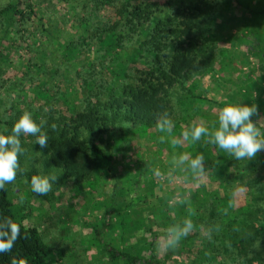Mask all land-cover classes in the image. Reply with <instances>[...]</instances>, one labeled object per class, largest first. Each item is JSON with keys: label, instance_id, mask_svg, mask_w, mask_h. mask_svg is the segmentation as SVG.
I'll list each match as a JSON object with an SVG mask.
<instances>
[{"label": "trees", "instance_id": "trees-1", "mask_svg": "<svg viewBox=\"0 0 264 264\" xmlns=\"http://www.w3.org/2000/svg\"><path fill=\"white\" fill-rule=\"evenodd\" d=\"M119 1L117 19L100 35L102 60L96 53L87 58L85 75L78 74L72 89L57 87L55 96L40 92L41 99H57L41 118L34 117L38 124L46 121L42 130L48 147L41 149L35 137L21 135V170L29 168L30 182L33 175H56L58 186L70 180L114 182L111 195L97 204L103 216L83 217L97 249L95 264H264V151L252 160L237 161L207 143L208 137L173 148L159 142L156 128L157 114L165 111L174 121L176 137L195 119H204L209 128L218 126L204 113L208 103L218 109L227 103H255L259 117L253 121L264 118V0ZM234 6L239 16L233 14ZM18 14L23 16L14 4L0 10L12 21ZM87 25L83 23L82 36L89 31ZM223 27L231 30L226 48L215 40ZM83 44L88 46L86 38ZM77 49L75 44L65 49L67 61ZM237 52L244 59L239 70L229 65L239 71L230 81L232 92L217 100L209 88L198 90L196 78L214 70L220 56L226 60ZM108 70L107 81L103 71ZM20 114L6 117L1 134H11ZM132 149H138L139 161L130 167L127 151ZM182 153L192 158L202 154L206 174L193 178L177 170L169 176L172 157ZM174 177L192 185H180L179 199L177 186L171 185ZM203 177L218 189H204ZM21 211L6 184L0 190V218L13 219L21 231L12 251L0 253V264H12L13 258L47 264L53 250L39 229L24 224ZM185 218L193 221L194 231L161 256L158 242L166 229Z\"/></svg>", "mask_w": 264, "mask_h": 264}, {"label": "rangeland", "instance_id": "rangeland-1", "mask_svg": "<svg viewBox=\"0 0 264 264\" xmlns=\"http://www.w3.org/2000/svg\"><path fill=\"white\" fill-rule=\"evenodd\" d=\"M143 1L161 3L166 0ZM12 4L18 6L23 16L18 14L12 21L10 17L0 15V134L6 117L15 118L17 113L28 111L33 119L41 118L50 104L54 105L57 99H41V91L47 90L51 96H55L59 90L57 87L62 90L66 87L72 89L77 84L78 74L81 72V76L85 75L82 68L85 60L104 54L98 50L101 45L98 44L100 35L117 19L120 1L0 0V10ZM232 12L238 16L241 14L235 6ZM84 22L88 24L89 31L82 36ZM219 31L220 35L215 36V40L219 47L226 48L225 36L231 30L223 27ZM85 38L88 46L83 44ZM72 44L77 45L78 49L74 58L67 61L69 57L64 56L65 49ZM244 56L246 57L245 54ZM230 57L224 60L220 56L214 70L206 73L203 78L195 79L198 90L209 88V94L217 100H222L225 92L234 90L230 81L236 79L239 71L233 72L229 65L233 64L239 70L244 58L239 52L232 53ZM136 66L142 67L139 64ZM109 74V70L103 71V77L107 81ZM8 104L14 110H10ZM218 111L215 104L208 103L204 107V113L212 121L217 120ZM201 122L205 125L204 119H195V123ZM185 145L186 141L182 143L183 147ZM137 150L127 151L130 167L139 161L136 158ZM119 155L117 159L122 160L121 154ZM28 170L26 166L24 170L18 171L16 180L9 184L11 198L21 208V214L25 216L24 224L39 229L42 240L52 248L54 254L49 257L47 264H95L97 249L92 245V230L84 224L83 217H99L103 214L97 204L111 195L114 182L106 178L104 180L107 181L103 180L96 185L83 180H70L64 186L54 183L47 196H37L31 191L30 181L26 177ZM159 179L160 176L157 180ZM209 183L204 178L201 184L204 189L208 186L213 190L218 189V184ZM171 185L177 186L176 199L180 198V185L192 186L177 177L172 179ZM91 221V224L96 223L95 219ZM165 254L166 251L160 248V255ZM175 259L183 261L182 257H174L173 260Z\"/></svg>", "mask_w": 264, "mask_h": 264}, {"label": "clouds", "instance_id": "clouds-1", "mask_svg": "<svg viewBox=\"0 0 264 264\" xmlns=\"http://www.w3.org/2000/svg\"><path fill=\"white\" fill-rule=\"evenodd\" d=\"M259 117L258 106L253 103H227L217 113L218 126L206 127L203 122L193 123L189 129L184 130L179 137L173 136L174 121L168 112L158 113L156 128L161 133L158 137L160 143H170L173 148L181 146L184 141L191 139L199 142L203 137H208L207 143L218 146L235 160H252L261 151H264V131H262L259 118L253 121L252 117ZM46 121L38 124L30 112L25 111L14 123L11 134H0V190H5L6 184L16 180L20 168L19 157L24 153L20 136H33L35 143L41 149L48 147V135L42 130ZM55 125H52L55 130ZM169 176L177 170L191 174L193 178H200L206 174L204 156L194 158L188 153L174 155L171 160ZM160 175L159 172L156 173ZM56 175H33L31 177V191L37 196H47L57 181ZM186 203V199L181 200ZM193 221L185 218L182 223L169 226L164 236L158 242V247L167 251L176 249L182 238H186L194 231ZM20 224L9 217L0 218V253L11 252L15 242L20 238ZM210 238V236H209ZM259 247V242H257ZM12 264H26L24 260Z\"/></svg>", "mask_w": 264, "mask_h": 264}]
</instances>
